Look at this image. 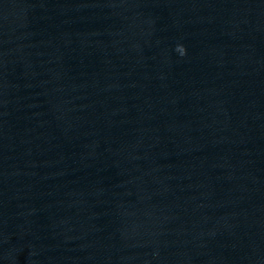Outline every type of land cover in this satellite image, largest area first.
Segmentation results:
<instances>
[{"label":"water","instance_id":"water-1","mask_svg":"<svg viewBox=\"0 0 264 264\" xmlns=\"http://www.w3.org/2000/svg\"><path fill=\"white\" fill-rule=\"evenodd\" d=\"M0 264H264V0H0Z\"/></svg>","mask_w":264,"mask_h":264},{"label":"clouds","instance_id":"clouds-1","mask_svg":"<svg viewBox=\"0 0 264 264\" xmlns=\"http://www.w3.org/2000/svg\"><path fill=\"white\" fill-rule=\"evenodd\" d=\"M178 51L181 53V54H184L185 53V49L183 48V46H180L178 48Z\"/></svg>","mask_w":264,"mask_h":264}]
</instances>
